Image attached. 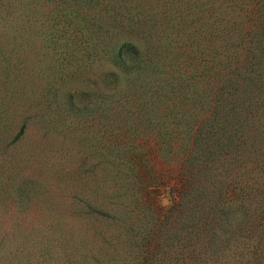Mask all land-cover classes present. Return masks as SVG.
<instances>
[{
    "label": "trees",
    "instance_id": "16d2710c",
    "mask_svg": "<svg viewBox=\"0 0 264 264\" xmlns=\"http://www.w3.org/2000/svg\"><path fill=\"white\" fill-rule=\"evenodd\" d=\"M0 264H264V0H0Z\"/></svg>",
    "mask_w": 264,
    "mask_h": 264
},
{
    "label": "rangeland",
    "instance_id": "374dc122",
    "mask_svg": "<svg viewBox=\"0 0 264 264\" xmlns=\"http://www.w3.org/2000/svg\"><path fill=\"white\" fill-rule=\"evenodd\" d=\"M234 194H235V192H234L233 189L231 188V189L229 190V196H234Z\"/></svg>",
    "mask_w": 264,
    "mask_h": 264
}]
</instances>
